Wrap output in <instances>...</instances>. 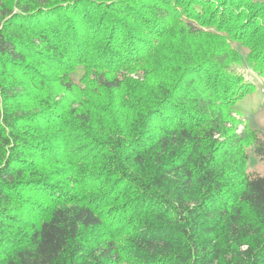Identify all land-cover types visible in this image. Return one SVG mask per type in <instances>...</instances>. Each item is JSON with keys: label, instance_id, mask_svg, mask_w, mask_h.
Here are the masks:
<instances>
[{"label": "trees", "instance_id": "trees-1", "mask_svg": "<svg viewBox=\"0 0 264 264\" xmlns=\"http://www.w3.org/2000/svg\"><path fill=\"white\" fill-rule=\"evenodd\" d=\"M233 45L264 0H0V264H264Z\"/></svg>", "mask_w": 264, "mask_h": 264}, {"label": "rangeland", "instance_id": "rangeland-1", "mask_svg": "<svg viewBox=\"0 0 264 264\" xmlns=\"http://www.w3.org/2000/svg\"><path fill=\"white\" fill-rule=\"evenodd\" d=\"M235 50L239 53L241 64L236 66V71L243 75V77L252 82L256 86V92L253 95L246 97L243 103H240L238 110L251 127L262 130L264 128V78L256 75L251 69L247 66L244 60V53L239 45H233ZM81 70L73 75V78H79ZM249 159H248V171L256 172L259 174L264 173V163L259 161L253 153L248 150Z\"/></svg>", "mask_w": 264, "mask_h": 264}]
</instances>
